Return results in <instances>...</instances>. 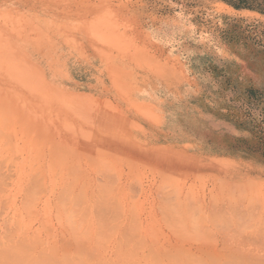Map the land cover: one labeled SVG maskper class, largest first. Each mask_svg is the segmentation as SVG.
Segmentation results:
<instances>
[{
    "label": "rangeland",
    "instance_id": "rangeland-1",
    "mask_svg": "<svg viewBox=\"0 0 264 264\" xmlns=\"http://www.w3.org/2000/svg\"><path fill=\"white\" fill-rule=\"evenodd\" d=\"M260 3L0 0V264H264Z\"/></svg>",
    "mask_w": 264,
    "mask_h": 264
},
{
    "label": "bare ground",
    "instance_id": "bare-ground-1",
    "mask_svg": "<svg viewBox=\"0 0 264 264\" xmlns=\"http://www.w3.org/2000/svg\"><path fill=\"white\" fill-rule=\"evenodd\" d=\"M67 21H68V20H67ZM71 22H72V21H71ZM107 27H108V25H107ZM78 29H79V28H78ZM32 32H33V31H32ZM61 32H63V31H61ZM29 33H30V32H29ZM30 34H31V33H30ZM43 34H44V33H43ZM25 36H26V35H25ZM31 36H32V35H31ZM60 36H61V35H60ZM109 36H110V35H109ZM109 36H108V37H109ZM56 37H57V36H56ZM112 37H113V36H110V38H112ZM30 38H31V37H30ZM32 38H33V37H32ZM65 38H67L66 35H65L64 39H65ZM33 39H34V38H33ZM33 39H32V40H33ZM70 40H72V38H70V39H66V41H68V42H70ZM105 40H106V39H105ZM112 40H113V39H112ZM59 41H60V40H59ZM103 41H104V40H103ZM52 42H54V41H52ZM72 42H73V41H72ZM106 42H107V44L109 45L108 41H105V43H106ZM111 42H112V41L110 40V44H111ZM29 43H30V42H29ZM23 44H25V43H23ZM27 44H28V43H27ZM71 44H72V43H71ZM28 45H29V44H28ZM54 46H55V45H54ZM54 46H53V47H54ZM50 48H51V47H50ZM51 49H52V48H51ZM93 49H94V47H93ZM29 50H30V49H29ZM25 51H26V50H25ZM53 51H54V50H53ZM95 51H96V50H95ZM101 51H102V54H101V55H104V49L101 50ZM27 52H28V51H27ZM105 52H106V51H105ZM16 53H19V54L21 55L22 52H21V50H17ZM140 54L142 55V53H140ZM22 55H23V53H22ZM50 55H51V54H50ZM141 55H139V58H140L139 61L142 60V62H144V59H146V63H148V61H151V59L148 60V57L145 58V56H144V59H143V57H142V59H141V57H140ZM99 58H100L99 60L104 59L103 56H100ZM135 58H137V60H138V57L135 56ZM155 59H156V58H155ZM153 63H154V62H153ZM158 63H159V62H157V64H158ZM144 64H145V63H144ZM151 64H152V63H151ZM157 64H156V65H157ZM156 65H155V66H156ZM158 65H159V64H158ZM158 65H157V69H158L159 66H160V65H159V66H158ZM108 66H109V65H108ZM110 66H111V65H110ZM108 68H109V67H108ZM153 68H154V67H153ZM150 69H151V66H150ZM152 70H153V69H152ZM158 70H159V69H158ZM161 70H162V69H161ZM153 72H154V71H153ZM159 72H160V71H159ZM39 73H40V72L35 73V74H36V75H39ZM43 77H44V76H42L41 78L43 79ZM189 129H190L189 132L191 133V135L196 136V137H201V133H200V131H199V130H201L200 128H196V127L192 128V127H191V128H189ZM227 162H229V161H227Z\"/></svg>",
    "mask_w": 264,
    "mask_h": 264
},
{
    "label": "trees",
    "instance_id": "trees-1",
    "mask_svg": "<svg viewBox=\"0 0 264 264\" xmlns=\"http://www.w3.org/2000/svg\"><path fill=\"white\" fill-rule=\"evenodd\" d=\"M247 1L249 2V0H247ZM240 2L243 3V2H246V0H240ZM260 4L264 6V0H262V3H260ZM245 5L251 7V5H247V3H245Z\"/></svg>",
    "mask_w": 264,
    "mask_h": 264
}]
</instances>
